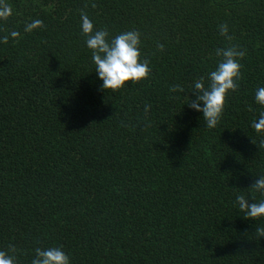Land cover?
Returning <instances> with one entry per match:
<instances>
[{"label": "trees", "instance_id": "16d2710c", "mask_svg": "<svg viewBox=\"0 0 264 264\" xmlns=\"http://www.w3.org/2000/svg\"><path fill=\"white\" fill-rule=\"evenodd\" d=\"M6 2L0 38L20 35L0 40V250L14 245L17 264L37 247H61L70 264H264V216L246 219L236 201L264 200L249 189L264 176L252 127L264 111V0ZM82 11L110 38L141 33L148 79L102 89ZM35 19L44 27L25 32ZM221 24L247 55L209 129L187 103L227 46Z\"/></svg>", "mask_w": 264, "mask_h": 264}, {"label": "clouds", "instance_id": "9594fccd", "mask_svg": "<svg viewBox=\"0 0 264 264\" xmlns=\"http://www.w3.org/2000/svg\"><path fill=\"white\" fill-rule=\"evenodd\" d=\"M93 8L96 4L91 5ZM12 15V8L6 0H0V21L7 22ZM82 35L88 49L91 51L92 61L95 65V72L103 81L102 89L111 90L113 92L124 88L129 82L136 84L149 78L151 68L149 60H141V33L136 30L125 31L110 38L107 28L96 30L94 24L85 12H81ZM44 27L43 21L35 19L30 23H26L24 31L31 33L33 30ZM13 39L19 37L17 31L9 34ZM9 35L0 40L7 44ZM219 35L227 41L226 47L216 49L215 55L219 58L215 70L208 74V83L205 85V78L200 77L191 88L195 94V99H189L190 108L203 114L206 127L214 129L219 124L224 112L229 92H235L239 89L238 81L242 79L240 60L246 55V50H242L240 46L232 43L234 37L229 34L227 24L219 25ZM163 45L157 44V50L163 51ZM171 92H184L185 89L177 84L170 86ZM255 101L264 108V87L257 89ZM201 104L203 105L201 107ZM148 106L145 111L147 112ZM151 125L149 124L148 127ZM252 127L257 133L264 134V111L259 113L257 119L253 120ZM146 130V129H145ZM259 147H264V140L261 141ZM252 191L264 196V176L256 179L251 187ZM248 202V198L244 195H237L236 201L239 210L244 213L246 219L255 220L264 216V200ZM257 236L264 237V227L256 229ZM17 249L10 246L8 251L0 250V264H17ZM31 264H70L69 256L62 251L61 247H49L35 249V258Z\"/></svg>", "mask_w": 264, "mask_h": 264}]
</instances>
